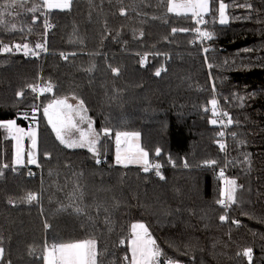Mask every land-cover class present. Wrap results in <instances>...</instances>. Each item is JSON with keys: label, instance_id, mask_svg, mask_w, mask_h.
Masks as SVG:
<instances>
[{"label": "trees", "instance_id": "obj_1", "mask_svg": "<svg viewBox=\"0 0 264 264\" xmlns=\"http://www.w3.org/2000/svg\"><path fill=\"white\" fill-rule=\"evenodd\" d=\"M219 2L199 42L194 16L169 12L168 0H0V123L22 127L27 150L17 164L14 134L0 127V264H46L51 245L90 239L97 264H129L135 222L172 264H264V0H223L226 23ZM65 98L83 101L98 155L57 138L44 109ZM213 99L227 129L211 123ZM117 132H138L134 148L164 178L118 164ZM228 179L237 202L226 208Z\"/></svg>", "mask_w": 264, "mask_h": 264}, {"label": "snow or ice", "instance_id": "obj_2", "mask_svg": "<svg viewBox=\"0 0 264 264\" xmlns=\"http://www.w3.org/2000/svg\"><path fill=\"white\" fill-rule=\"evenodd\" d=\"M43 4L49 8H60L66 9L71 6V0H43ZM168 11L176 13L177 15H183L187 13H191L193 16L197 17V23H205L203 17L204 15L210 12V0H168ZM227 5L223 3V0L219 2V14H220V22L226 23L225 18V9ZM36 9H32L35 11ZM188 31L187 29H172L175 33L176 31ZM197 33H199L203 37H207L211 39V33L205 31L201 32L199 28L195 29ZM142 35V33H141ZM21 45H16V48L19 49ZM24 49H28V44H24L22 46ZM36 48L44 49L43 44H37ZM4 51L8 52L11 49L7 46L4 47ZM207 51V49H205ZM27 54V53H26ZM34 55H38V53L33 52ZM65 59L67 57L65 56ZM143 63V61H142ZM211 67V65H209ZM112 71L116 74H119L118 68H113ZM157 76L160 75V71L158 70L155 73ZM33 91H36V86L30 85ZM52 85L49 83L47 88H41L40 92L44 91L51 92ZM19 96H23V92L18 93ZM216 104L217 101L215 99L211 100L212 105V113L216 115ZM82 112H86V109L83 108V101H80L78 105L75 107L72 104L67 103L65 99L53 100L48 106L44 109V114L48 117V122L52 125L53 130L56 132L57 138L60 140L62 144H65L69 148L73 147H87L89 151L98 155L96 145L99 142L100 134L97 133L92 127L91 122L89 121V128L87 131L80 130V135L77 139H71L69 136L66 138V133L70 132L71 129L77 128V123L73 120V113L80 116V120L83 121L86 119L85 115H81ZM224 115H227L225 113ZM212 124H217L216 119L211 120ZM228 124L232 123L231 118H228ZM0 127L6 128L10 133H20L23 130L16 127L15 121H8L6 123H0ZM110 132V129H104V134L107 135ZM32 137V147L35 149L36 147V133L32 131L29 133ZM221 136L224 135L223 132L220 133ZM140 134L138 132H117L116 133V162L118 164H124L127 166L128 163H144L146 166L144 167V171L148 172L150 168H155L156 175L160 176L161 179L164 177L159 172V168L161 165H149L148 163V153L139 147L138 144L135 145V151L132 150V145L130 143L132 138L136 140L139 139ZM13 138L17 139L19 144L20 137L14 135ZM123 138V139H122ZM128 144V148L121 149V144ZM220 147L223 149L225 147L224 144H221ZM156 154H160V150H156ZM100 161L97 160V163ZM16 163L21 164L23 160L21 158V151L18 148ZM29 163H36L35 158H31ZM208 164H215L216 161H206ZM4 167H8L5 165ZM185 167H187V163H185ZM2 175V173H0ZM221 177L224 176L223 171L220 173ZM226 187L222 191L221 195L226 199L218 200L217 203L223 205L224 207H230L231 204H235L237 202L236 192H237V184L235 180H226ZM242 187V186H241ZM38 197L34 193H28L26 196V200L31 203L32 201L37 200ZM11 203V201H10ZM79 212L80 209H77ZM222 221H226L228 219L227 215H222L220 217ZM133 228V238L131 241V261L130 264H160V257L162 255V250L156 244L154 238L151 237L148 232L147 227L144 224H135L132 226ZM139 229L140 231H136ZM123 243V242H122ZM244 256L248 257L249 261H251L252 249H245L242 253ZM4 248L0 247V259L3 258ZM97 242L95 240H83L76 241L70 243H60L51 245L44 257L46 264H97ZM127 260L128 257H125ZM169 264L171 262L169 261Z\"/></svg>", "mask_w": 264, "mask_h": 264}, {"label": "rangeland", "instance_id": "obj_3", "mask_svg": "<svg viewBox=\"0 0 264 264\" xmlns=\"http://www.w3.org/2000/svg\"><path fill=\"white\" fill-rule=\"evenodd\" d=\"M190 13V12H189ZM205 16V15H204ZM225 18H226V14H225ZM216 111H217V104H216ZM73 120L77 123V128H74V129H71V131L70 132H68V133H66L65 135H66V138H68L69 136L71 137V139H77L78 137H79V135H80V130H83V131H87L88 130V128H89V121L91 122V127L94 129V126H93V121L90 119V118H88V119H85V120H83V121H77V116H75L74 117V114H73ZM87 120V121H86ZM86 121V122H85ZM81 122H85L86 124H81ZM82 126V127H81ZM16 127L17 128H19V129H22L23 130V128L22 127H20V126H18L17 124H16ZM84 127H86L85 129H82V128H84ZM32 131H35V133H36V141H37V143H36V147H37V144H38V133H37V131L36 130H34V129H30L29 130V132H27V135H28V138H27V140H28V142L30 143L29 144V146H31L32 147V137L28 134V133H31ZM22 133H24L25 134V136H26V133H25V131H22V132H20V133H13L14 135H17V136H19L20 137V140H19V144H18V142H17V139H15V144H16V152L18 151V148L20 149V151H21V157L23 158V155L25 154V152L27 151L26 150V148L21 144V140H22ZM24 143H25V141H24ZM134 144L132 143V146H133ZM97 146V145H96ZM35 147V148H36ZM121 149L123 150V149H126V148H128V144H126V143H122L121 144ZM134 147V146H133ZM74 148V147H73ZM133 151H135V149H132ZM129 165H142V166H146L144 163H128ZM228 180H232V179H228ZM135 224H144V223H141V222H135L133 225H135ZM145 225V224H144ZM146 226V225H145ZM147 227V226H146ZM148 229V228H147ZM136 231H140L139 229H137ZM148 232H149V229H148ZM150 233V232H149ZM151 235V234H150ZM152 237V236H151ZM132 238H133V228H132ZM132 238H131V240H130V261H131V255H132V253H131V241H132ZM91 240H94V239H91ZM96 241V240H95ZM97 242V241H96ZM96 260H97V258H96ZM173 263V262H172ZM129 264H130V262H129ZM174 264H179V263H174Z\"/></svg>", "mask_w": 264, "mask_h": 264}, {"label": "built area", "instance_id": "obj_4", "mask_svg": "<svg viewBox=\"0 0 264 264\" xmlns=\"http://www.w3.org/2000/svg\"><path fill=\"white\" fill-rule=\"evenodd\" d=\"M197 17L194 16V22L197 24V28H199L201 30V32H205V27L207 25H209V21L208 19H206L205 17H203L205 23H201V24H198L196 21H197ZM196 35H197V40L200 42V41H204L206 39V37H203L201 36L199 33L196 32ZM143 61H145V58L142 59ZM225 112L222 110V109H219L218 110V114L215 116V119L217 120V124L222 126V128L224 129H227L228 128V115H224ZM28 124L31 125L32 123L30 122V120H27ZM150 170H155V173H154V176L155 178H160V176H157L156 175V169L153 167V168H150ZM161 170L162 168L160 167L159 168V172L161 173ZM160 259V264H169V261L171 262L172 264V260L170 258H159Z\"/></svg>", "mask_w": 264, "mask_h": 264}, {"label": "water", "instance_id": "obj_5", "mask_svg": "<svg viewBox=\"0 0 264 264\" xmlns=\"http://www.w3.org/2000/svg\"><path fill=\"white\" fill-rule=\"evenodd\" d=\"M24 138H25V134L22 133V141H24ZM130 143H131V145H132V139H131ZM132 149H135V148L132 146Z\"/></svg>", "mask_w": 264, "mask_h": 264}, {"label": "crops", "instance_id": "obj_6", "mask_svg": "<svg viewBox=\"0 0 264 264\" xmlns=\"http://www.w3.org/2000/svg\"><path fill=\"white\" fill-rule=\"evenodd\" d=\"M57 9H60V8H57Z\"/></svg>", "mask_w": 264, "mask_h": 264}]
</instances>
